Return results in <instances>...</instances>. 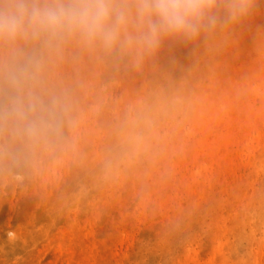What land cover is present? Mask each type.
I'll use <instances>...</instances> for the list:
<instances>
[{
  "label": "rangeland",
  "instance_id": "1",
  "mask_svg": "<svg viewBox=\"0 0 264 264\" xmlns=\"http://www.w3.org/2000/svg\"><path fill=\"white\" fill-rule=\"evenodd\" d=\"M50 85L61 135L0 156V264H264V0L139 64L70 46Z\"/></svg>",
  "mask_w": 264,
  "mask_h": 264
},
{
  "label": "clouds",
  "instance_id": "2",
  "mask_svg": "<svg viewBox=\"0 0 264 264\" xmlns=\"http://www.w3.org/2000/svg\"><path fill=\"white\" fill-rule=\"evenodd\" d=\"M253 0H0V156L59 137L70 112L52 68L72 46L139 64L165 38L192 40L247 16Z\"/></svg>",
  "mask_w": 264,
  "mask_h": 264
},
{
  "label": "bare ground",
  "instance_id": "3",
  "mask_svg": "<svg viewBox=\"0 0 264 264\" xmlns=\"http://www.w3.org/2000/svg\"><path fill=\"white\" fill-rule=\"evenodd\" d=\"M256 89L258 90V88L256 87ZM249 148H250V146H248V145H244V150H243V155L242 156H246V154H248V152H249Z\"/></svg>",
  "mask_w": 264,
  "mask_h": 264
}]
</instances>
